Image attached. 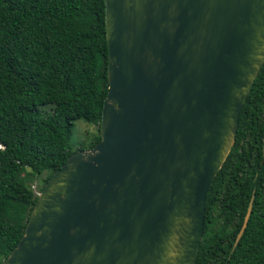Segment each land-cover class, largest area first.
<instances>
[{
    "label": "water",
    "instance_id": "obj_1",
    "mask_svg": "<svg viewBox=\"0 0 264 264\" xmlns=\"http://www.w3.org/2000/svg\"><path fill=\"white\" fill-rule=\"evenodd\" d=\"M104 1L101 140L49 178L4 264L197 262L210 187L264 65V0Z\"/></svg>",
    "mask_w": 264,
    "mask_h": 264
},
{
    "label": "trees",
    "instance_id": "obj_2",
    "mask_svg": "<svg viewBox=\"0 0 264 264\" xmlns=\"http://www.w3.org/2000/svg\"><path fill=\"white\" fill-rule=\"evenodd\" d=\"M108 56L104 0H0V264L25 232L35 184L41 192L73 152L101 140ZM80 118L98 130L74 147ZM196 264H264V65L210 187Z\"/></svg>",
    "mask_w": 264,
    "mask_h": 264
},
{
    "label": "rangeland",
    "instance_id": "obj_3",
    "mask_svg": "<svg viewBox=\"0 0 264 264\" xmlns=\"http://www.w3.org/2000/svg\"><path fill=\"white\" fill-rule=\"evenodd\" d=\"M98 126H95L94 124L87 122L85 119L80 118L74 121V126L72 130L71 135V143L74 147H79L80 144L88 143L92 140L93 137V131H97ZM35 190L39 194V188L38 183L35 184Z\"/></svg>",
    "mask_w": 264,
    "mask_h": 264
}]
</instances>
